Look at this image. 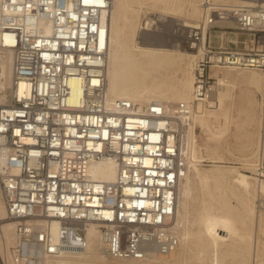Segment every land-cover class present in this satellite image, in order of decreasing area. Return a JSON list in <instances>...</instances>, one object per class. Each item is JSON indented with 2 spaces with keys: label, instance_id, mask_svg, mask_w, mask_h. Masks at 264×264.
Segmentation results:
<instances>
[{
  "label": "built area",
  "instance_id": "obj_1",
  "mask_svg": "<svg viewBox=\"0 0 264 264\" xmlns=\"http://www.w3.org/2000/svg\"><path fill=\"white\" fill-rule=\"evenodd\" d=\"M110 1L0 0V46L13 52L9 86L0 74V97L6 95L0 102V186L16 224L10 251L15 264L85 251L92 225L110 258L174 252L180 243L178 192L187 171L182 116L209 105L211 66L264 75V5H220L214 17L234 22L257 47L205 50L196 65L191 107L111 102L103 21ZM205 39L203 31L191 30L187 45L205 49ZM259 124L254 175L264 184V84ZM104 160L115 163L112 181L88 171ZM259 204L264 209L262 193Z\"/></svg>",
  "mask_w": 264,
  "mask_h": 264
},
{
  "label": "bare ground",
  "instance_id": "obj_2",
  "mask_svg": "<svg viewBox=\"0 0 264 264\" xmlns=\"http://www.w3.org/2000/svg\"><path fill=\"white\" fill-rule=\"evenodd\" d=\"M262 1L264 0H244L243 2L249 5H243L255 7L252 5L264 4ZM177 2L178 0H154L153 5L159 10L170 8L173 10ZM110 3V9L107 15L103 17V21L107 24L109 42L106 69L109 101L126 99L134 102L139 107H144L153 102H164L162 98L170 96L180 101L182 105L191 107L195 79L193 71L195 64L193 65V63H195L197 57H204L205 49L201 47L196 51V54L189 53L179 49L178 45H167L166 40L158 42L157 38L152 35H142L143 47L137 44L135 47L129 48L125 45L126 39L124 36L129 33L133 38L137 33L140 13L144 8V0H111ZM199 14V8L194 6L192 8V15L199 16ZM154 21L152 19L145 22V26L151 27ZM219 21L222 23L228 22L227 20ZM186 26L190 27L191 25L186 24ZM12 64L13 52L0 46V74L5 86H9L11 80H13ZM218 66L220 65H213L210 69L212 78L216 77L219 84L227 83L230 79L239 76V73H235L232 70L220 73ZM233 68L235 69L236 67ZM172 70L180 73L182 76L177 78L178 80L174 88L171 87L169 81L165 80ZM261 74L263 77L262 83L264 84V75L263 73ZM247 80L249 83L254 84L256 77L251 75L247 77ZM191 88L192 95L189 93ZM251 94L252 91L248 89L242 103V107L248 114L254 106ZM212 95L214 94L212 93ZM5 99L6 95L1 96L0 102H3ZM172 101L174 100L172 99ZM196 113L192 112L191 115L182 116L183 121H188V125L183 130L182 153L187 160V171L181 180V184L183 183V188L181 189L185 193L189 192V183L193 175L199 180L200 188L208 196V205L198 214L195 220L198 229V235L195 239L200 248V253L197 257L198 261L205 264H224L231 257L238 258L239 260H235L240 261V264H249V256L252 253L250 234L255 228L260 233V238L257 241V250L264 255V217L257 213L256 205L253 202V199L256 196L258 197L257 193L264 194V184L260 183L255 177L256 182L252 180L253 177L251 176L221 165H214V168L209 172L201 168V161L197 155L195 146L196 134L194 129L197 121L200 123L201 131L211 132L215 142L227 131V124L212 130L209 127L208 118H197ZM214 146L215 148L212 151L216 155L217 144ZM215 158L219 157L216 156ZM88 171L92 177L106 181H112L116 176L115 163L110 160L93 162L89 165ZM233 198L237 199V205H232L231 199ZM182 202L185 201L182 200ZM184 208L186 209V207ZM7 219L9 218L0 186V255L3 248L9 251L10 246H14L17 242L16 224L11 219H9L10 221ZM188 224L189 220L186 217V213L182 214L180 208H177L176 232L180 241L178 248L191 238L192 234L188 228ZM226 238L231 239V244L226 246L225 250H220L218 247L225 245L224 240H227ZM234 240L242 246L234 248L232 245ZM177 249L171 254L164 256H172ZM160 255L155 254L143 260H117L143 262L151 257H160ZM99 256L102 258L108 257L102 249L100 232L97 226L92 225L87 231V246L85 251L76 254H65L60 257H43V259L44 264H91V260ZM9 259L10 261L6 259H4V262L1 261L2 264H15L11 258V254ZM38 264L43 263L40 260Z\"/></svg>",
  "mask_w": 264,
  "mask_h": 264
},
{
  "label": "rangeland",
  "instance_id": "obj_3",
  "mask_svg": "<svg viewBox=\"0 0 264 264\" xmlns=\"http://www.w3.org/2000/svg\"><path fill=\"white\" fill-rule=\"evenodd\" d=\"M232 1L178 0L173 10L171 8L166 10H159L157 7H154V0H144V8L142 9L144 12L142 11L140 13L137 33L133 38L129 33H127L124 36L126 39L125 45L129 48L135 47L137 44L143 47V39L141 38L142 35H152L153 37L157 38L158 42L166 40V43L169 46L178 45L180 47L179 49L196 54L197 50L190 49L188 47L187 36L191 30L198 29L199 31H203L205 33V50H208V48H212L213 50L238 49L251 51L257 46H253V43L250 41V34L248 32H243L235 28L236 25L234 22L228 21L226 23H222L218 20L217 17H214L213 9L220 5H249L243 2L244 0H234L235 2ZM262 2L264 3V1ZM261 5L263 6L264 4H253L252 6ZM194 6H197L199 8V16L192 15V8ZM210 17L211 21L213 22L211 24H208ZM152 19L153 21L155 19L156 23L154 21L151 27L145 26V22ZM186 24H190L191 26L187 27ZM211 25H214V27H210ZM148 31L149 33H147ZM200 59H202L201 56L197 57L195 63H193V65L195 64V66H193L194 73L196 71V65ZM218 67L220 68V73L227 70H232L235 73H239V76L230 79L229 82L224 84H219L216 80V77H213L215 78V82L213 83L214 95H212V99L209 100V105H200L195 109V112H197V118H208L209 127L212 130L215 128L223 127L225 124H227V131L217 139L216 143L211 132L201 131L200 123H198L197 121L194 129L196 136L195 134L194 136L197 155L199 156V159L201 161L200 166L201 168L209 172L212 170V168H214V165H221L233 170L235 169L236 172L251 176L253 177L252 180L256 182V179H254V166L260 142L259 95L263 87V77L261 74L262 72L256 69H234L233 67L223 65H220ZM251 75L256 77V81L254 84L249 83L247 80V77ZM178 77H182L181 74L172 70L169 76L165 78V80H167V82L169 81L171 87L174 88ZM248 89L252 91L251 95L252 100L254 101V106L249 114L246 113V111L242 107L243 98H245V96L247 95ZM191 91L192 88L189 92L192 95ZM172 99L174 101H172ZM162 100L170 106L182 105L180 101L170 96L164 97L162 98ZM183 116L188 115L184 114ZM185 123L186 120L184 121V128H186ZM215 144H217L216 155H214L212 151L215 148ZM216 156H218L219 158H215ZM198 181L199 180L192 175L189 183L190 190L188 193H185V191L181 189L183 188V183L181 184L182 187L180 186L179 188L178 208H180L182 214L186 213V217L189 220L188 228L191 231L192 235L191 238L184 245L180 246L172 256L160 255V257H151L143 262L122 261L109 257L102 258L99 256L94 257L91 260V264H205L201 261H198L199 259L197 258L200 253V248L195 239L198 235V229L195 220L197 219L198 214L208 205V196L200 188ZM195 183L197 186L195 185ZM180 190L182 191L181 194ZM257 195L258 197L256 196L255 199H253V202L256 205L257 213L264 217V209H261L259 204L260 193H257ZM182 200H184L185 202H182ZM231 203L232 205H237V199H231ZM184 207H186V209ZM250 235L252 240V253L249 256V264H264V255H262L257 250V241L260 238L258 229L255 228ZM226 239L227 240H224L225 245H220L218 247L220 250H225L227 248L226 246L231 244V239ZM232 243L234 248L242 246L236 240H234ZM11 248L12 245L10 246L9 251L8 249L6 250V248H3L1 250L0 264H2L1 261L4 262V259L10 261L9 258ZM235 259L238 258L229 257L224 264H240V261L238 262L239 259ZM41 262L44 264L43 258L41 259Z\"/></svg>",
  "mask_w": 264,
  "mask_h": 264
}]
</instances>
